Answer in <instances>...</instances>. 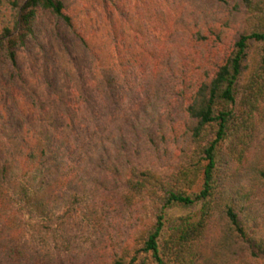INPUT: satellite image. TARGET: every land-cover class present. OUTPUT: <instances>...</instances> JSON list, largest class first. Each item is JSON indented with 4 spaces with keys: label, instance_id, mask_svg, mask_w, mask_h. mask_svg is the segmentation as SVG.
Masks as SVG:
<instances>
[{
    "label": "trees",
    "instance_id": "16d2710c",
    "mask_svg": "<svg viewBox=\"0 0 264 264\" xmlns=\"http://www.w3.org/2000/svg\"><path fill=\"white\" fill-rule=\"evenodd\" d=\"M156 2L162 45L179 35L204 48L241 23L222 61L204 72L202 59L189 70L196 74L182 94L186 118L174 161L164 168L152 160L171 149L160 51L132 54L143 58L130 62L131 72L143 67L145 83L138 101L124 105L121 64L117 71L96 66L89 87L81 66L75 75L60 50L63 73L78 77L77 107L70 109L66 93L60 111L38 119L32 111L26 126L0 132V264H99L95 244L112 206L142 207L149 226L110 264L130 257L129 264H250L263 252L264 208L257 204L264 197V0ZM0 4V53L16 69L44 16L57 20L64 35L75 27L66 0ZM196 204L198 220L167 216Z\"/></svg>",
    "mask_w": 264,
    "mask_h": 264
},
{
    "label": "rangeland",
    "instance_id": "374dc122",
    "mask_svg": "<svg viewBox=\"0 0 264 264\" xmlns=\"http://www.w3.org/2000/svg\"><path fill=\"white\" fill-rule=\"evenodd\" d=\"M66 1L67 12L75 17L74 29L64 35L61 32L64 27H60L57 20L44 16L39 20L36 37L21 50L18 69L6 60L3 53H0V111L5 117L3 120L0 119V132L4 131V126L6 129L10 126H26L27 117L25 119L24 115L32 111L35 117L41 112L47 114L50 110L60 111L61 97L66 93L69 94L70 109L77 107L78 77L75 80L63 73V63L58 57L60 50L64 52L65 49L68 53L67 57L70 65H73L75 75L77 74L75 67L81 66L83 72L79 75L80 80L85 81L89 87L94 85L93 72L96 66L107 65L117 71L118 64H121L123 71L119 70V72L124 80L122 104L126 105L138 101V95L145 83V77L141 74L143 67L138 66L134 72H131L133 65L130 62V60L134 61L136 66L143 58L135 60L132 54H137L143 48L157 49L165 62L164 89L161 92L165 101L162 103L161 111L162 121L170 131L167 142L170 143L171 149L168 153L162 148L152 160L157 167L166 168L174 161L176 144L184 130L187 99L182 94L190 79L188 77L190 73L196 74L195 71L189 70L193 66H201L202 59H204V72L222 61L229 54L233 38L238 33L241 23L236 24L225 35L223 42L216 44L204 42V48L191 47L190 43L180 39L179 35L162 45L157 39L156 0ZM25 2L26 0H20L22 4L20 7H23ZM154 5L157 7H153ZM149 7H152L151 10ZM10 13L8 12L7 15L9 16ZM63 38H66L67 42H64ZM193 58L195 61H192ZM15 80H21V84L19 81L16 84ZM257 206L264 208V197ZM201 209V204L174 207L168 210L167 216L168 218L189 217L195 221L198 220ZM259 221L264 234V218ZM147 226H149L148 213L142 207L127 210L112 206L95 244V249L100 250L103 255L99 264H110L114 257H122L126 247H136L142 231ZM262 248L263 252L258 251V257L250 264H264V245ZM131 259L132 257L127 258V264Z\"/></svg>",
    "mask_w": 264,
    "mask_h": 264
}]
</instances>
